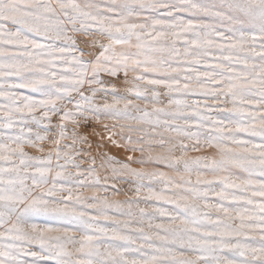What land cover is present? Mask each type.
<instances>
[{
	"label": "snow or ice",
	"instance_id": "obj_1",
	"mask_svg": "<svg viewBox=\"0 0 264 264\" xmlns=\"http://www.w3.org/2000/svg\"><path fill=\"white\" fill-rule=\"evenodd\" d=\"M0 264H264V0H0Z\"/></svg>",
	"mask_w": 264,
	"mask_h": 264
},
{
	"label": "rangeland",
	"instance_id": "obj_2",
	"mask_svg": "<svg viewBox=\"0 0 264 264\" xmlns=\"http://www.w3.org/2000/svg\"><path fill=\"white\" fill-rule=\"evenodd\" d=\"M78 36H80L81 39H86V37H82L81 34H77ZM83 46V45H82ZM69 129H71V125H69ZM45 146L46 148L50 146L48 141H45ZM108 151L110 152V154L117 156L118 158H122L124 156V150L121 148H118L116 146H112V145H108L107 146ZM27 151H29L31 154L33 155H39V153H37L34 149H28L26 148ZM112 150V151H111ZM192 155H196L197 153H191ZM133 155H139V153H134ZM120 156V157H119ZM134 167H138V165H134ZM128 186L125 185V188H127ZM129 195H131V193H128ZM120 199H123L124 196H120Z\"/></svg>",
	"mask_w": 264,
	"mask_h": 264
},
{
	"label": "bare ground",
	"instance_id": "obj_3",
	"mask_svg": "<svg viewBox=\"0 0 264 264\" xmlns=\"http://www.w3.org/2000/svg\"><path fill=\"white\" fill-rule=\"evenodd\" d=\"M112 151V150H111ZM118 156V155H117ZM120 157V156H119Z\"/></svg>",
	"mask_w": 264,
	"mask_h": 264
}]
</instances>
